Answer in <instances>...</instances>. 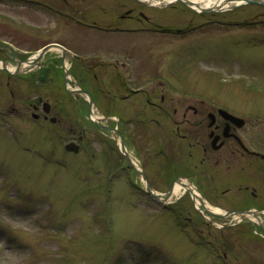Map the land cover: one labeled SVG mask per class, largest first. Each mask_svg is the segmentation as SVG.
I'll use <instances>...</instances> for the list:
<instances>
[{
    "label": "rangeland",
    "instance_id": "1",
    "mask_svg": "<svg viewBox=\"0 0 264 264\" xmlns=\"http://www.w3.org/2000/svg\"><path fill=\"white\" fill-rule=\"evenodd\" d=\"M67 1L65 5L54 0L49 16L41 13L40 7L37 13L20 8V19H61L55 24L62 19H95L104 23L120 19L119 13L133 7L130 19H136L140 11L151 19V28H156L154 22L173 29L189 28L180 35L166 32L173 35L165 36L164 64L172 73L168 81L174 82L176 88L171 90L167 84L153 91L157 98L163 93L170 104L166 113L171 114L173 107L180 113L179 103L187 99L202 98L221 104L245 120L247 143L264 145V4L198 14L176 2L156 4L162 0L143 4L132 0ZM126 1V6H119ZM13 10L11 16H18ZM203 19L212 22L205 27L201 25ZM77 31L84 32L79 28ZM72 34L69 30L63 35L71 38ZM110 34L113 38L127 35ZM19 42L25 45L23 40ZM37 43L32 40L29 47ZM138 44L147 49L141 41ZM185 44L190 45L189 54H185L188 49L181 48ZM141 64L152 68L158 60H152V56L141 58ZM0 87V264H264V238L252 228L255 224L236 222L231 216L205 213L204 217L196 210V201L191 202L188 189L158 205L146 195L141 181H125V176L112 181L111 170L101 154L104 146L109 150L112 145L105 141L109 133L102 134L98 142L89 136L91 143L84 142L85 149L77 154L64 151L72 135L70 128H76L77 133L82 127L71 101L64 98L58 86L45 90L46 85L20 80ZM109 88L98 93L102 91L101 95L104 93L110 100L111 92L117 89ZM38 95L56 102L51 111L56 123L31 117L27 102ZM213 107L209 109L214 111ZM100 108L95 114L102 115L101 110L110 112L107 103ZM227 145L234 144L230 140ZM87 149L94 153L90 163L85 160ZM249 156L243 170L251 181L240 179L241 186L253 185L256 178L264 177L263 173L257 175L264 171V161ZM220 161L214 163L210 173L219 167L224 169V181H220L221 185L219 181L209 182L218 192L219 187L229 190L225 195H214L204 187V194L201 180L197 186L190 182L203 199L223 210L245 203L264 205L263 198L252 201L239 197L250 189L245 192L236 186L238 176L234 170L242 164L239 166L232 157L224 164ZM150 182L160 191L169 185V181ZM262 212L264 219V209Z\"/></svg>",
    "mask_w": 264,
    "mask_h": 264
},
{
    "label": "flooded vegetation",
    "instance_id": "2",
    "mask_svg": "<svg viewBox=\"0 0 264 264\" xmlns=\"http://www.w3.org/2000/svg\"><path fill=\"white\" fill-rule=\"evenodd\" d=\"M53 1L0 0V86L6 82L22 80L46 85L45 90H52L55 86L62 89L64 98L73 105L77 123L82 127L77 133L76 128H70L72 135L67 142H74L76 146H73L74 151H66L77 154L85 149L84 142L91 143L87 140L89 136H92L91 141L98 142L102 139V134L109 133L110 138H105V141H110L112 145L109 150L104 146L101 154L105 156L104 161L111 170L112 181L125 176V181H148L149 184L150 181H169V185L178 181L185 185L192 182L197 186L201 180L203 193L209 189L212 193L214 191V195L218 190L209 181H219L220 184V181H224L225 174L220 167L214 174L210 170L215 169L214 163L221 160V164H224L232 157L238 165L242 164L238 170H234L238 176L237 188H243L245 192L250 188L248 193L239 194V197L264 199V177L257 181L256 178L253 185L244 183L241 186L242 181H251L249 175L246 176L247 179L244 175L243 162L247 155L264 161V145L257 141L247 143L243 129L245 120L240 115L221 104L214 105L202 98L187 99L186 102L179 103L180 113L173 107L171 114H167L170 104L166 103L164 94L160 93L157 98L153 92L167 84L169 89L175 90V83L168 81L172 73L164 64L166 59L162 48L166 46L165 36L173 35L166 32L180 35L183 31L190 30L189 28L173 29L160 22H154L156 28H151V19L140 11L136 19H130L133 7L119 13L120 19H108L104 23L95 19H62L56 24L54 22L61 19H20L19 9L24 7L30 8L34 13L40 7L41 13L49 16L53 12ZM61 1L65 5L69 4L67 0ZM132 1L143 4L138 0ZM127 3L120 2L119 6H126ZM11 9L18 16L12 17ZM209 22L212 19H203L201 25L206 27ZM78 28L84 32L78 34ZM69 30L73 34L71 38H66L63 34ZM114 32H126L127 35L113 38L110 33ZM131 35L142 39L132 38ZM75 37L76 40L73 39ZM22 40L24 46L19 42ZM32 40H38L39 43L35 47H29ZM139 41L145 45L146 50L139 48ZM45 47L47 48L42 50ZM184 47L188 49L185 54H189L190 45L185 44L181 48ZM151 56L152 60H158L157 65L149 68L141 64V58ZM109 87L117 89L116 92H111L110 100L104 93L101 95L102 91L98 93L100 90L109 91ZM106 103L110 106V112L101 110L102 115L95 114ZM55 104L53 100L51 103L38 95L34 101L27 102L26 108L30 109V115L34 119L41 117L45 121L56 123L57 118L51 112ZM67 105L62 107L66 108ZM209 106H215L214 111ZM220 109L237 119H231ZM12 110L17 111L14 107ZM168 131L173 135H168ZM230 140L234 145H227ZM119 143H123L126 152L120 148ZM93 154L91 151L85 152V160L90 163ZM261 173L264 175V171L257 175ZM214 175L216 178H213ZM152 187L158 190L155 186ZM218 189L217 194L225 195L229 187ZM187 193L193 203L191 191L188 190ZM146 195L158 204L147 193ZM245 204L231 209L254 208L263 213L264 205Z\"/></svg>",
    "mask_w": 264,
    "mask_h": 264
},
{
    "label": "water",
    "instance_id": "3",
    "mask_svg": "<svg viewBox=\"0 0 264 264\" xmlns=\"http://www.w3.org/2000/svg\"><path fill=\"white\" fill-rule=\"evenodd\" d=\"M171 1H173V0H169L166 3H169ZM176 1H179V2L183 3L184 5L188 6L189 8L194 9L195 11H199V12H201V11H222V10H225V9L234 8V7L238 6V5L245 4V3L264 4V0H238L237 3H231L230 5L225 6V7H222L223 6L222 5V6H219L217 8L216 7H201V6H198V8H195V7L192 6V3L193 2L191 0H176ZM225 1L228 2V1H231V0H225ZM195 5H197V4L195 3ZM46 48H44L43 50H45ZM73 145H75V144L74 143H68V144L65 145V147L67 149H72L73 148ZM122 149H123V151H125L123 144H122ZM144 182H145V186H146V190H147L148 194H150L157 201H161V198L162 197L166 198L170 194L171 189L173 187L171 185L169 187V189L164 194H158V193H155V191H153L150 188V185H149L148 181H144ZM231 213H239L240 218H245V219H249L248 217H246L244 215L245 213L254 214V212L253 211H250V210H245V211H243V210H236V211H226L225 212V215H229Z\"/></svg>",
    "mask_w": 264,
    "mask_h": 264
},
{
    "label": "bare ground",
    "instance_id": "4",
    "mask_svg": "<svg viewBox=\"0 0 264 264\" xmlns=\"http://www.w3.org/2000/svg\"><path fill=\"white\" fill-rule=\"evenodd\" d=\"M193 3H192V6L195 7V8H198V6H201V7H219V6H222V7H225V6H228L230 5L231 3H237L238 0H231V1H225V0H191ZM240 2V1H239ZM195 3L197 5H195ZM189 186L188 184L185 185L184 182H177L174 184V186L172 187V191L171 193L166 197L165 201H170L171 199L173 198H176L178 197L181 193H183L185 187ZM192 189V193L195 194V203H202L204 205V207L206 209H209V210H212V211H219V209L217 207H213L211 205H209L208 202L206 201H203L200 199V196H199V192H197V190H195L194 188H191ZM237 217V215H236Z\"/></svg>",
    "mask_w": 264,
    "mask_h": 264
}]
</instances>
